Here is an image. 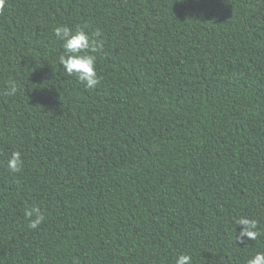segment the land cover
<instances>
[{
    "label": "trees",
    "instance_id": "obj_1",
    "mask_svg": "<svg viewBox=\"0 0 264 264\" xmlns=\"http://www.w3.org/2000/svg\"><path fill=\"white\" fill-rule=\"evenodd\" d=\"M57 25L100 30L95 89ZM240 215L264 232V0H7L0 264H246L264 235L236 244Z\"/></svg>",
    "mask_w": 264,
    "mask_h": 264
},
{
    "label": "clouds",
    "instance_id": "obj_2",
    "mask_svg": "<svg viewBox=\"0 0 264 264\" xmlns=\"http://www.w3.org/2000/svg\"><path fill=\"white\" fill-rule=\"evenodd\" d=\"M6 3L7 0H0V12L4 11ZM53 33L63 49L59 56L63 74L67 77H74L88 90L95 89L101 83V77L97 71V54L104 50L100 30L97 29L89 34L82 26L70 28L67 25H57ZM18 90L17 82L9 81L8 88L3 95L13 97ZM24 163L21 151L14 150L7 159L6 167L10 173L16 174L23 170ZM24 215L29 220L30 229H37L45 221V215L39 207L25 209ZM232 226L235 229V242L241 246L256 241L258 237L264 235L259 228L258 221L248 216L233 217ZM74 264H79V260L74 258ZM175 264H193V258L190 254L182 253L176 257ZM246 264H264V251L255 252L247 259Z\"/></svg>",
    "mask_w": 264,
    "mask_h": 264
}]
</instances>
